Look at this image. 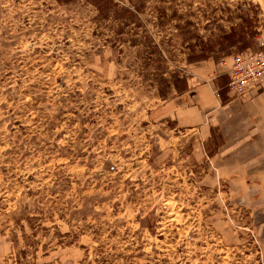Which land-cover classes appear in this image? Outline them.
<instances>
[{"label": "rangeland", "instance_id": "obj_1", "mask_svg": "<svg viewBox=\"0 0 264 264\" xmlns=\"http://www.w3.org/2000/svg\"><path fill=\"white\" fill-rule=\"evenodd\" d=\"M116 2L0 0V264H264V181L173 121L195 86L236 99L264 0Z\"/></svg>", "mask_w": 264, "mask_h": 264}, {"label": "crops", "instance_id": "obj_2", "mask_svg": "<svg viewBox=\"0 0 264 264\" xmlns=\"http://www.w3.org/2000/svg\"><path fill=\"white\" fill-rule=\"evenodd\" d=\"M213 88L211 81L195 86L194 92H189L188 103L177 108L185 109L184 114L174 117L173 121L181 127L202 126L207 136L218 127L224 140L220 147L227 150L223 156L239 157L234 165L240 164V167L234 174L248 175L240 179L264 181V90L240 100L222 102Z\"/></svg>", "mask_w": 264, "mask_h": 264}, {"label": "built area", "instance_id": "obj_3", "mask_svg": "<svg viewBox=\"0 0 264 264\" xmlns=\"http://www.w3.org/2000/svg\"><path fill=\"white\" fill-rule=\"evenodd\" d=\"M256 41L258 50H246L230 58L227 88L235 98H244L264 87V40Z\"/></svg>", "mask_w": 264, "mask_h": 264}, {"label": "trees", "instance_id": "obj_4", "mask_svg": "<svg viewBox=\"0 0 264 264\" xmlns=\"http://www.w3.org/2000/svg\"><path fill=\"white\" fill-rule=\"evenodd\" d=\"M70 1L71 0H60V3H62V2L69 3ZM84 1L87 2L89 5H91L92 7H94V9L97 11L98 19H109L110 16H113V15L118 16L119 14L132 15V13H130L129 10H127L124 7H120L117 4L116 0H84ZM254 35H255V33L250 34L251 43H253V41L255 40ZM231 38H232L231 36H226L224 38L225 41L229 42L224 47V50H226L228 48H232L234 45H239V44H243L242 46L247 45L244 38H238L236 41H233ZM196 58L205 59L203 56H200V57L196 56ZM188 61H189V59H188ZM159 78H160L159 82H165L166 81L162 77H159Z\"/></svg>", "mask_w": 264, "mask_h": 264}]
</instances>
